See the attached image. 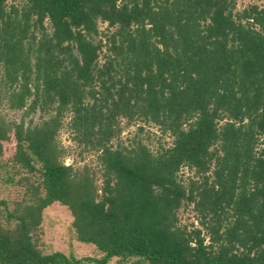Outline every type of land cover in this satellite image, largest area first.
Segmentation results:
<instances>
[{
	"label": "trees",
	"instance_id": "1",
	"mask_svg": "<svg viewBox=\"0 0 264 264\" xmlns=\"http://www.w3.org/2000/svg\"><path fill=\"white\" fill-rule=\"evenodd\" d=\"M234 10V0H0V106L43 116L24 125L0 113V157L12 135L11 162L29 174L0 223V264H264V0ZM97 23L111 29L103 40ZM65 114L95 154L98 184L60 161ZM119 119L153 125L170 145L110 144ZM53 203L100 258L39 253L31 234ZM187 203L191 231L176 226Z\"/></svg>",
	"mask_w": 264,
	"mask_h": 264
},
{
	"label": "rangeland",
	"instance_id": "2",
	"mask_svg": "<svg viewBox=\"0 0 264 264\" xmlns=\"http://www.w3.org/2000/svg\"><path fill=\"white\" fill-rule=\"evenodd\" d=\"M19 0H6V5L16 4ZM262 0H234L235 10L240 11L243 7L249 5L260 6ZM44 26L48 28L47 22ZM98 35L96 39L103 40V35L107 34L111 29L107 28L105 23H97ZM105 48H102L98 53V63H102L105 56ZM2 118L7 123H19L24 125H33L41 121L43 117L39 111L23 114V111H10L5 105L0 106ZM45 117V116H44ZM70 116L65 114L62 118V126L55 136L57 146L62 151L60 161L64 165H71L73 169L88 167L94 174V177L99 183L98 166L95 162V154L93 151L83 149L81 145L74 141V134L70 130L68 122ZM120 133L117 138L110 141V144H121L127 146L129 144L140 142L150 152L155 153L159 149L167 148L170 145L171 138L167 134L161 133L156 127L150 124H145L141 121L126 122L123 119L117 120ZM141 130H138V129ZM14 139L12 135L2 142V155L0 157V223H4L5 213L10 212L15 208V205L24 200L23 182H19L22 177H29V174L19 169L18 166L12 164L11 157L14 153ZM193 175L192 171L187 168H181L177 173L178 181L184 183L187 178ZM35 176L30 177L34 180ZM176 226L185 227L187 231L198 227L197 214L192 209V205L183 204L176 212ZM13 227V223L8 224ZM204 235V234H203ZM205 236V235H204ZM31 240L35 248L42 255L61 253L74 259L82 258H100V253L90 244H82L75 240L73 229L71 227V217L68 210L53 203L41 212V221L37 230L31 234ZM204 238V242H205ZM107 264H117V259H111ZM120 264H129L121 262Z\"/></svg>",
	"mask_w": 264,
	"mask_h": 264
}]
</instances>
